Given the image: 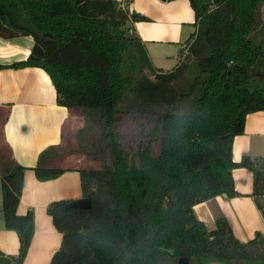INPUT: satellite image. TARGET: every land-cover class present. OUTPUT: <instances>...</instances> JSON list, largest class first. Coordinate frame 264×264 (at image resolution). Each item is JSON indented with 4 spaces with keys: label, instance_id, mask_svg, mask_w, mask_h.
Returning <instances> with one entry per match:
<instances>
[{
    "label": "trees",
    "instance_id": "16d2710c",
    "mask_svg": "<svg viewBox=\"0 0 264 264\" xmlns=\"http://www.w3.org/2000/svg\"><path fill=\"white\" fill-rule=\"evenodd\" d=\"M190 4L197 30L181 48L179 62L163 71L131 29L150 18L119 0H0V36L34 40L26 59L0 69L43 68L59 105L103 122L111 155L102 167L77 169L89 208L71 206L74 199L48 205L63 235L50 264H131L149 257L155 264H177L181 257L194 264L264 261L263 233L241 241L224 216L210 230L193 209L218 195L236 196L232 171L241 166L254 173L252 196H264V157L235 162L232 153L247 115L264 110V0ZM177 82L183 83L176 87ZM128 94L165 107L133 155L114 128ZM49 156H59L57 146L40 154L33 168L39 179L72 169L44 164ZM0 160L10 167L2 173L4 223L20 240L17 256L0 250V264H23L35 219L31 209L18 213L27 167L10 153H1Z\"/></svg>",
    "mask_w": 264,
    "mask_h": 264
},
{
    "label": "crops",
    "instance_id": "0c3cea01",
    "mask_svg": "<svg viewBox=\"0 0 264 264\" xmlns=\"http://www.w3.org/2000/svg\"><path fill=\"white\" fill-rule=\"evenodd\" d=\"M119 1L130 11L150 18L133 22L131 29L143 40L158 69L163 70L156 65L155 59L162 55L161 51L156 52L154 49L164 52L168 47L177 48L180 45L181 50L197 30L196 16L190 0ZM33 45L34 40L30 36L12 40L0 36V64L11 65L26 59ZM74 113V110L57 103L56 88L51 76L43 68L8 66L0 69V138L10 149L8 152L14 160L27 167L18 213L26 214L31 209L35 214L34 234L23 264H50L61 246L63 235L48 213V205L56 200L83 197L81 174L77 170L79 165H60L72 169L47 179H39L33 169L39 162L40 154L52 145L57 146L59 156L45 158L44 164H59L64 156L62 148L67 136L66 125L74 118ZM232 153L235 162H240L243 156L264 157V110L247 115L244 133L235 137ZM71 156L70 154L64 158L71 160ZM9 169V165L0 160L1 190L2 173ZM232 175L238 192L236 196L218 195L195 205L193 209L196 217L208 229H216V219L222 215L236 237L241 241H248L257 233L264 234V196H252L254 173L249 168L236 167ZM19 247V236L15 230L5 227L3 215V218L0 217V250L5 256H17ZM203 264L240 263L206 260ZM242 264H264V261L249 260Z\"/></svg>",
    "mask_w": 264,
    "mask_h": 264
},
{
    "label": "rangeland",
    "instance_id": "374dc122",
    "mask_svg": "<svg viewBox=\"0 0 264 264\" xmlns=\"http://www.w3.org/2000/svg\"><path fill=\"white\" fill-rule=\"evenodd\" d=\"M263 25V24H262ZM261 26V25H260ZM262 29V27H261ZM180 45L177 48L166 49L167 51L154 49L156 52L161 51L160 57L156 58V65L165 71L171 70L180 56ZM162 49V48H161ZM173 55L172 57H170ZM151 79L155 77L150 75ZM183 82H177L173 85L178 87ZM165 107L161 102L151 101L145 98H139L135 94L127 95L121 105V112L118 115V121L114 128L118 132V139L122 144L124 151L133 155L137 152L140 144H146L150 129L155 126L157 114L164 110ZM73 119L66 125L67 136L63 143L64 156L58 165L99 168L104 164V159L109 162L111 155L106 147V141L102 137L103 122L99 121L97 115H90L83 109L74 110ZM145 131L146 137L142 134ZM155 142L154 151L157 153L158 146ZM8 155V148L0 138V154ZM71 156V160H66V156ZM70 158V156H69ZM0 217L3 218L2 190L0 188ZM164 264H173L172 260L165 259ZM131 264H155V258H141ZM190 264H194L191 262Z\"/></svg>",
    "mask_w": 264,
    "mask_h": 264
},
{
    "label": "water",
    "instance_id": "95a60500",
    "mask_svg": "<svg viewBox=\"0 0 264 264\" xmlns=\"http://www.w3.org/2000/svg\"><path fill=\"white\" fill-rule=\"evenodd\" d=\"M224 196H226L224 194ZM71 206H78V207H82V208H89L90 207V199L89 198H79V199H74L72 201V203L70 204ZM263 214H264V210H263ZM191 263V259L189 257H181L178 259L177 264H190ZM240 263V262H238ZM243 262H241L240 264H242Z\"/></svg>",
    "mask_w": 264,
    "mask_h": 264
}]
</instances>
